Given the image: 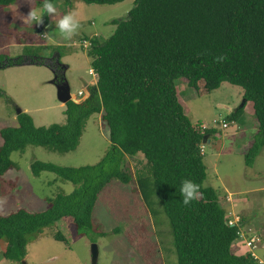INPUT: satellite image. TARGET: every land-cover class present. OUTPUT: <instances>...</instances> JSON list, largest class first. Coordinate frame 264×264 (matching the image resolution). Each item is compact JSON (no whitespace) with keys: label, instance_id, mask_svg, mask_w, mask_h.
Masks as SVG:
<instances>
[{"label":"trees","instance_id":"trees-1","mask_svg":"<svg viewBox=\"0 0 264 264\" xmlns=\"http://www.w3.org/2000/svg\"><path fill=\"white\" fill-rule=\"evenodd\" d=\"M14 1L0 0V6ZM47 20L45 14L43 24ZM112 23L116 26L109 37L91 39L88 54L96 82L86 86L85 96L65 104L64 123L36 126L22 110L16 114L15 126L0 129V176L14 166L11 153L29 144L61 153L74 150L86 119L95 113L107 126L109 140V149L91 165L61 166L38 160L30 164L33 174L51 171L76 187L48 198L43 211L21 208L0 214L2 257L23 261L31 239L63 217H71L75 233L89 235L95 230L92 212L98 195L112 180L129 183L133 176L125 160L140 154L145 166L134 175L137 189L147 207L161 203L176 264H261L253 250L237 252L239 220L230 222L233 219L221 204L219 191L205 185L202 141L212 142L216 130L190 121L178 99L176 82L184 78L199 95L222 82L242 88L244 103L228 119L237 120L246 102H251L257 132L244 155L245 164L251 165L264 146V0H134L126 17ZM56 56L51 62L36 54L0 57V68L45 65L56 75L52 79L56 83L67 69L56 64ZM217 57L224 59L217 62ZM184 179L201 185L202 193L187 206L179 191ZM53 236L66 241L60 232Z\"/></svg>","mask_w":264,"mask_h":264},{"label":"rangeland","instance_id":"rangeland-1","mask_svg":"<svg viewBox=\"0 0 264 264\" xmlns=\"http://www.w3.org/2000/svg\"><path fill=\"white\" fill-rule=\"evenodd\" d=\"M42 1L15 0L7 6H0V57L5 60L36 54L51 62V57L61 55L60 62L67 65L65 78L70 93L79 99L78 91L95 81L90 70L92 57L88 54L91 39L109 37L116 26L112 20L124 19L134 0L114 4L55 0L56 15L48 16L46 24L24 23V16L31 8L42 9ZM74 10L81 29L72 41L56 36L53 43H46L39 38L37 34L45 31L47 25L53 23L54 29L56 20ZM53 78L54 73L49 67L36 63L0 68V129L17 124L15 106L27 112L36 126L64 123L65 104L57 98ZM182 82H185L184 78H178L176 84L185 114L192 123L200 122L206 128H214L217 134L212 142L202 143L207 170L205 185L222 190L216 171L229 189L264 186V147L253 157L250 168L245 164L244 155L257 132L251 102H246L237 120L228 119L229 113L243 101L242 88L222 82L210 93L199 95L185 82L187 96H184ZM222 122L227 123V127H223ZM108 149L107 126L102 123L100 114L95 113L86 119L79 143L72 151L61 153L32 144L23 151H13L10 158L14 166L0 176V214L21 208L30 212L43 211L48 207V198L57 193H70L76 187L51 171L33 174L30 169L33 161L61 166L91 165L98 162ZM144 163L140 154L128 156L125 164L133 179L129 183L112 180L100 192L92 212L95 230L89 235L75 233L71 217H63L31 239L26 246L24 263L5 259L0 251V264H91L93 243L97 245L96 264H176L171 229L161 203L158 202L153 209L147 207L137 189L134 175L137 169L145 166ZM259 172L261 175L255 176ZM258 202L260 204L252 201L254 208L246 211L249 216L254 215L253 218L264 216V190L259 193ZM256 226L262 228L260 223ZM57 232L66 241L55 239L53 235ZM256 254L259 258L264 256V251L260 250L261 255Z\"/></svg>","mask_w":264,"mask_h":264},{"label":"crops","instance_id":"crops-1","mask_svg":"<svg viewBox=\"0 0 264 264\" xmlns=\"http://www.w3.org/2000/svg\"><path fill=\"white\" fill-rule=\"evenodd\" d=\"M185 80V79H184ZM96 82V79L94 81V83ZM185 82L187 83V81L185 80ZM185 82H182V86L183 89L181 90V93H184V96H187L186 93V89H185ZM86 87V86H85ZM178 88L177 84H176V89ZM177 96L178 99L179 98V92L177 90ZM181 102V101H180ZM229 111L231 110L230 107L228 108ZM255 121V125L257 124L256 119ZM227 127V126H226ZM206 143H210V139L207 138ZM264 147V146H263ZM262 147V148H263ZM248 168H250V165H246ZM215 171V170H214ZM261 173H257L255 174V176H260ZM215 176L220 180V186L219 187H223L222 190H218L220 193L219 196V200L221 202V204L224 206V208L227 211V215H229L230 219H233V221H238L239 220V225L241 226L240 228V236L235 240V244L237 246V252L239 254H243L240 253L242 249L245 252H249L250 250L248 249V247L245 245L244 241L245 239H249L252 235H254L253 232L257 233V235L260 236V240L257 242L256 247L253 251H256L259 255L260 254V250L261 252L264 251V216L262 215H258L261 217H254V215L249 216L247 214L246 211L249 210V208H254L251 205V202L253 201L255 204H260V202H258L259 200V193L261 191L264 190V186L259 185V186H248L245 189L246 190H242V189H229L228 187H225L224 181H222L219 177V174L215 171ZM264 185V184H263ZM251 205V206H250ZM256 223H260L262 225V228H258L256 226ZM255 252V254H256ZM262 257V258H261ZM257 256L256 254V258L259 260V262L261 264H264V256Z\"/></svg>","mask_w":264,"mask_h":264},{"label":"clouds","instance_id":"clouds-1","mask_svg":"<svg viewBox=\"0 0 264 264\" xmlns=\"http://www.w3.org/2000/svg\"><path fill=\"white\" fill-rule=\"evenodd\" d=\"M56 6L50 2V0H44L42 9L31 8L29 13L24 16V23L28 24H43V17L45 14L50 17L56 15ZM52 24L46 26L45 31L37 34L39 38L46 43H53L55 37L59 36L64 41H72L77 36L81 29V22L78 19L77 12L70 11L62 15L55 21V28L52 29ZM48 29H52L49 31ZM224 57H217V62H220ZM201 185L195 183L190 179H184L181 181L180 195L182 202L185 206L189 205L193 200H198L202 193L200 191Z\"/></svg>","mask_w":264,"mask_h":264},{"label":"water","instance_id":"water-1","mask_svg":"<svg viewBox=\"0 0 264 264\" xmlns=\"http://www.w3.org/2000/svg\"><path fill=\"white\" fill-rule=\"evenodd\" d=\"M41 27H39V31H40ZM55 62L56 64H60L62 67H66L65 64L61 63L58 59V55L55 58ZM63 75L61 78H59V80L55 83L56 85V94H57V98L59 101H61V103L66 104L68 101L70 100H74V98L72 97L71 93H70V87L69 84L65 78V72L62 71ZM56 77V75L54 76ZM244 103V99L242 101V103L240 104V106H242ZM15 111L16 114L21 113L22 109L18 106H15ZM202 143H206V141L203 139ZM97 262V245L96 244H91V264H96ZM22 263H24L22 261Z\"/></svg>","mask_w":264,"mask_h":264},{"label":"built area","instance_id":"built-area-1","mask_svg":"<svg viewBox=\"0 0 264 264\" xmlns=\"http://www.w3.org/2000/svg\"><path fill=\"white\" fill-rule=\"evenodd\" d=\"M83 46H85L84 44H85V40H83ZM91 70V72H92V75L95 77V79H96V74L94 73V71L92 70V69H90ZM78 96H80V97H82V96H85V94H86V90L84 89V90H79L78 91ZM73 96V95H72ZM74 99H76L75 98V96H74ZM223 127H225L226 126V124L225 123H223V125H222ZM201 151L203 152V149H201ZM237 221V220H236ZM230 222H233V221H230ZM260 240V236L259 235H257V234H254V235H252L249 239H245V245L250 249V250H254L255 249V247H256V244H257V242ZM252 254L256 257V254L254 253V252H252Z\"/></svg>","mask_w":264,"mask_h":264},{"label":"flooded vegetation","instance_id":"flooded-vegetation-1","mask_svg":"<svg viewBox=\"0 0 264 264\" xmlns=\"http://www.w3.org/2000/svg\"><path fill=\"white\" fill-rule=\"evenodd\" d=\"M52 60H53V58L51 57V58H50V61H52ZM53 62H54V61H53Z\"/></svg>","mask_w":264,"mask_h":264}]
</instances>
